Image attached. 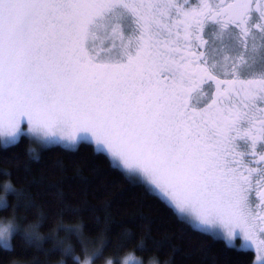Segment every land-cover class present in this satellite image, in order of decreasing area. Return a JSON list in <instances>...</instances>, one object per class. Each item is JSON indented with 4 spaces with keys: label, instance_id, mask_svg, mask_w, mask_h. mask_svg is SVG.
<instances>
[{
    "label": "snow or ice",
    "instance_id": "obj_1",
    "mask_svg": "<svg viewBox=\"0 0 264 264\" xmlns=\"http://www.w3.org/2000/svg\"><path fill=\"white\" fill-rule=\"evenodd\" d=\"M257 36L264 53V0H0V136L94 142L201 224L255 243L264 67L244 69Z\"/></svg>",
    "mask_w": 264,
    "mask_h": 264
},
{
    "label": "trees",
    "instance_id": "obj_2",
    "mask_svg": "<svg viewBox=\"0 0 264 264\" xmlns=\"http://www.w3.org/2000/svg\"><path fill=\"white\" fill-rule=\"evenodd\" d=\"M28 137L9 144L0 139V180L10 175L30 201L17 211L29 219L38 209L45 212V228L63 216L82 220L93 240L103 236L97 263L111 257L120 264L132 255L140 264H252L253 250L228 247L222 237L198 229L158 194H149L142 180L130 183L91 143L75 150L55 144L33 160L26 146L35 140ZM58 256V251L28 247L17 237L12 249H0V264H54Z\"/></svg>",
    "mask_w": 264,
    "mask_h": 264
},
{
    "label": "clouds",
    "instance_id": "obj_3",
    "mask_svg": "<svg viewBox=\"0 0 264 264\" xmlns=\"http://www.w3.org/2000/svg\"><path fill=\"white\" fill-rule=\"evenodd\" d=\"M43 148L45 142L37 140L26 146V154L38 160ZM21 204L27 208L30 201L10 175L0 180V249H12L16 238L20 237L28 247L38 250L47 247L58 251L59 256L54 264H69V261L71 264H97L98 254L103 248V236L93 240L85 231L82 220H66L63 216H58L45 228V212L38 209L35 216L29 219L17 211Z\"/></svg>",
    "mask_w": 264,
    "mask_h": 264
},
{
    "label": "rangeland",
    "instance_id": "obj_4",
    "mask_svg": "<svg viewBox=\"0 0 264 264\" xmlns=\"http://www.w3.org/2000/svg\"><path fill=\"white\" fill-rule=\"evenodd\" d=\"M22 128L26 129L27 125L22 124ZM27 135L32 137V139H34L35 141L42 140L45 143L52 142V141H46L43 136H36L31 132H28ZM19 136H21V135L14 136V137L0 136V139H1L2 143L9 144V143L17 140L19 138ZM90 143L95 148L97 147L94 142H90ZM57 144L67 146V147L76 146L75 144H73L72 142H69L67 140L60 141V143H57ZM103 152H105L110 157L111 161L113 163H116L120 169H123V165L120 164V162L118 160H114L106 151H103ZM123 171H125L126 173H128L130 175H133V176L139 178L146 185L153 188L154 191L161 198H163L167 203H169L175 210H178L180 213L186 215L189 219H191L194 226H196L198 229L209 232L215 236L222 237L229 245H233V246H236L238 248L253 250L254 251V259H253L252 264H264V252L261 251L260 247L258 246L257 241L255 243H253V241L245 239L244 235L241 234L239 232V230L236 231L235 235L240 236L241 239L236 240V238H234L235 235L229 236L227 229L223 225H220V224H209V225L201 224L200 220L198 219V217L194 214V212L192 210H190V209L181 210V209L177 208L176 205L174 203H172V201L168 197H165L163 195V193H161L159 191V189H155V186L151 185L149 179L146 176H144L142 173H140L139 171H136V170H128V169H123ZM151 262L152 263H150V264H154L153 261H151ZM140 263H141L140 259L137 257L133 258L132 255H125L123 258H121V261H120V264H140ZM97 264H114V262H113V258L108 257L102 263H97Z\"/></svg>",
    "mask_w": 264,
    "mask_h": 264
},
{
    "label": "flooded vegetation",
    "instance_id": "obj_5",
    "mask_svg": "<svg viewBox=\"0 0 264 264\" xmlns=\"http://www.w3.org/2000/svg\"><path fill=\"white\" fill-rule=\"evenodd\" d=\"M238 50H239V46L238 45H233L232 54H235V52L238 51ZM249 50H250L249 51V55L250 56L255 54L256 63H255L253 68H251V69L245 68L244 69L245 75L251 74V75H257L258 76L260 74V71H261L262 67H264V60L261 59V57L264 56V53L261 52V41H260L259 36H257L255 41L249 40ZM207 89H208V86H206V90ZM256 203H257V201H256V198H255V194H253V197H252L253 208H255ZM175 211L177 212V214H179V216L187 219L190 223H192L191 219H189L186 215L180 213L178 210H175ZM234 238H236V240H240L241 239L240 236H237V235H235ZM256 241H257L258 246L260 247L261 251L264 252V244H260L259 243L260 241H264V233H260L258 231L256 233Z\"/></svg>",
    "mask_w": 264,
    "mask_h": 264
}]
</instances>
